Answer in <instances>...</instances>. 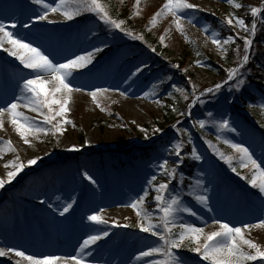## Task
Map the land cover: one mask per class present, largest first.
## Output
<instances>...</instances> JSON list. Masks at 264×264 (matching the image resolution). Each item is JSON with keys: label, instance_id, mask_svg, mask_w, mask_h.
<instances>
[{"label": "rangeland", "instance_id": "1", "mask_svg": "<svg viewBox=\"0 0 264 264\" xmlns=\"http://www.w3.org/2000/svg\"><path fill=\"white\" fill-rule=\"evenodd\" d=\"M116 1L122 12L130 13L129 17L136 26L144 25V29L153 34L159 43L160 36L166 34L165 44L160 43L163 50L168 51L164 53V59L170 67L179 65L178 70L185 76V82L176 76L172 81L168 79L169 69L165 70L157 66L155 59L141 57L139 53L129 48L121 51L119 45L123 42H134L133 44L138 42L143 47L145 44L143 41L132 40L123 33L110 29L92 13L84 12L73 20H67L59 13L49 12V20L53 21L49 23L47 20L37 19L44 9L41 5L32 4L31 0H0V19L9 26L13 22L17 23L15 29L9 27V30L18 33L34 46L38 45L55 61L64 62L66 59L91 52L96 47L102 48L103 51L107 47H114L118 52L108 56L101 51L95 55L91 64L74 73L73 83L84 87L85 93L74 95L71 111L67 114V119L73 123L65 126L64 135L49 134L30 137L32 143L28 146L23 144L17 135L14 137L9 134L7 124L6 131H0V139L6 136L5 138L11 139L17 149L16 153H9L5 148V154L0 158V162L3 163L1 170H7L5 164L8 157H16L19 152L27 149L37 150L30 158L39 157L38 163L31 167L33 172L28 179L22 178L25 179L26 190L31 194L36 193L44 184L52 183L54 186H59L63 179L68 180L70 184L69 188L62 187L58 193L51 194L54 199L50 198V202L40 200L41 198L36 199L39 200V204L34 209L28 208L27 204L31 202L29 197L25 198L19 192L16 196L7 198L10 188L6 185L0 188L1 201L4 200L0 201V247L11 246L24 251L33 248L35 251L48 250L57 236L51 233L49 228L38 229L39 222H44L47 226L66 230V238L77 242L72 255L78 252L80 243L88 235L96 234L100 230L109 231V237L91 247V256L85 254L86 264H142L136 256L146 246L153 244L156 238L141 233L135 227L138 218L131 208L124 205L142 194V189L147 187V180L153 174H158L156 165L162 158L175 160L174 155L169 156L166 150H170L176 140L184 141L182 155L185 160L180 168V171L184 173V185L178 186L175 181L173 184L182 187L185 203L194 207L202 215L203 220L211 225L212 218L215 216L239 226L241 223H256L259 218H264V196L260 195L257 189L252 188L247 180L241 178L242 176L251 178L252 167L249 165L247 168H241L234 161L237 171L241 173L238 176L227 164L216 157L205 143L209 140L221 151L235 155L222 143V139H231L235 143H242L248 147L258 162L264 161V127L261 132L251 127L249 129L244 120V118L250 119L264 125V107H261L264 105V24L261 23L260 18H257V33L252 45L255 46L256 53L258 47H261L259 48L260 64L258 66L255 63L259 70L246 68L250 63L245 66L242 70L245 85L241 90L236 91L234 83L230 82L219 93L201 97L205 103L196 104L191 108V116L187 114L181 116L180 112L187 113L191 99L183 100L179 93L173 92L170 87L175 83L191 93V84H195L196 95H199L203 89L214 87L216 83L225 80L226 75L218 74V70L208 62H215L221 68L224 65L225 69L234 67L227 66L228 54L234 44L227 46L226 58L221 56L219 49L211 43L209 34L205 33L203 28L207 26L220 32V38L223 39L233 34V31L224 23L226 14L234 11L250 24L252 18L247 10L248 6L259 5L261 0H236L237 3L245 6L239 10L228 5L225 0H191L204 11L194 13L195 27L185 22V32L188 39L191 37L197 43L203 57L189 56L186 59L180 58L179 62L177 56L183 52L186 39L171 25V17L162 18L156 28L148 30L151 16L161 7L164 0H142L139 16L133 15L136 11L135 0ZM45 2L54 4L56 0H45ZM24 23L31 27L24 28ZM169 28L172 29L171 32L165 33V30ZM224 31L229 34L224 35ZM243 35L244 33L241 32V36ZM257 39L261 41L259 45L256 44ZM237 41L236 43L239 44ZM129 60L131 63L128 64ZM197 60L203 66L197 65ZM137 67L143 68L144 71L138 76H132L131 73ZM30 74V70L23 68L18 60L0 49V103L9 100L14 93L18 95V82L22 83L21 78L28 77ZM259 80L262 82L259 83ZM161 81H163L162 84ZM165 81L169 85L166 89ZM255 81L258 83H254ZM153 85L156 86L155 91L158 95L144 98V93L151 92ZM96 87L109 89L107 94L99 97L104 111L96 107L86 94L87 91ZM120 92H124L125 95L121 96ZM168 92H173V95L168 96ZM210 96L212 97L208 98ZM157 99L161 103H155L154 100ZM232 101L244 108L241 110V114H244L243 118L240 117V113L233 115L229 107H226V104ZM254 106L257 108L254 109ZM172 107H175L177 111L173 112ZM209 111L214 114L215 120L229 119L237 131L218 133L212 124V118L207 117ZM25 114L30 117L36 116L35 113L27 110ZM198 119L207 120L208 127L205 129L193 127L195 120ZM177 121L180 123L177 124ZM173 125H176V128L188 129L193 143H188V132L180 135ZM155 128L161 131L154 133ZM218 136L221 137L220 140L217 139ZM73 145L80 150L71 151ZM193 145L204 157L203 161L190 159L189 153ZM149 153L151 157L147 156ZM201 172L204 173L202 177H200ZM25 173V171L19 173L17 180ZM84 173H88L96 184H91ZM198 177L203 179L208 189L207 194L210 196L211 206L214 209L212 213L201 208L196 204L194 196L189 195V192L200 191L196 187ZM160 179L163 178L160 177ZM21 184L22 182L19 181L16 185ZM189 185L192 187L189 188ZM230 193L234 196L235 206L229 204L227 195ZM151 198L150 195L146 207L154 209L155 205ZM72 200L76 201L72 209L64 216H60L59 212L63 206ZM49 204L52 205L51 208ZM17 205L20 206V211L11 210V207L16 208ZM124 210L129 213L124 215ZM96 212H101L109 223L95 225L88 221L87 216ZM184 219L197 226H205L201 220L187 214H184ZM113 221L120 227L115 226ZM250 236L258 243L264 244V229H253ZM30 254L34 253L30 250ZM40 255L55 254L44 252ZM180 255L185 264H207L196 253L187 249L180 250ZM255 264H259V261Z\"/></svg>", "mask_w": 264, "mask_h": 264}, {"label": "snow or ice", "instance_id": "2", "mask_svg": "<svg viewBox=\"0 0 264 264\" xmlns=\"http://www.w3.org/2000/svg\"><path fill=\"white\" fill-rule=\"evenodd\" d=\"M225 2L236 10L245 7L244 4L237 3L236 0H225ZM31 3L41 5L44 9L37 17L39 21L47 20L52 23L53 21L49 20V12L59 13L67 20H73L76 16L88 12L94 14L99 21L110 29L121 32L132 40L144 41L145 39L143 34L137 35L127 29L124 19L113 18L110 7L105 0H56L54 4L46 3L45 0H31ZM141 3L142 0H135L134 8L136 11L133 15H140ZM247 10L252 18L250 24L246 22L245 18L236 15L234 11L226 14L224 23L233 31V34L223 39L220 38V32L207 26L203 28V31L209 34L211 43L219 49L221 56L226 58L227 46L236 44L237 40L243 41V54L241 55L240 46L237 45L234 49L237 57L236 66L226 68V79L216 83L214 87L203 89L199 92V95H196L197 88L195 84H191V93L185 88L178 87L175 83L171 84L170 87L173 92L179 93L183 100L189 101L191 99L187 113L180 112L179 115L184 116L187 114L191 116V108L196 104L203 105L205 103L201 97L219 93L230 82L234 83L236 91L241 90L242 86L245 85L242 70L245 69L250 60L252 45L257 33V18L259 17L261 23L264 24V0H261L259 5H249ZM199 11H204V9L191 2V0H164L161 7L151 16L148 30L156 28L162 18L171 17V25L174 26L177 32L185 36L186 42L191 43L185 32V22L195 27L196 17L194 13ZM9 27L15 29L17 23L13 22L9 26L3 19H0V49L18 60L23 68L30 70L31 74L28 77H22V83L18 82V95L14 93L9 100L0 103V131H6L5 125L7 124L22 140L23 144L28 146H31L32 143L30 137L47 136L49 134L62 136L66 131L65 126L73 123L67 119V114L71 111L74 95L85 93L84 87L73 83L74 73L91 64L95 55L103 49L96 47L91 52L59 62L50 58L38 45L34 46L18 33L9 30ZM23 27L30 28L31 25L24 23ZM171 30V28L166 29L165 33H169ZM241 32L244 33L243 36H241ZM159 40L161 44H165L166 34H162ZM151 51L155 52L156 49L151 48ZM196 63L203 66L199 60ZM173 67L179 68V65H173ZM143 71V68L137 67L131 75L138 76ZM168 79H171V77ZM160 83L162 84L163 81ZM155 88L156 86L153 85L151 92H145L144 98L157 96L158 93ZM108 92V88L96 87L91 91H87L86 94L96 107L104 111L105 109L101 106L99 97ZM173 92H168L167 95L172 96ZM120 95L123 96L125 93L120 92ZM154 102L161 103L158 99ZM261 107H264V105ZM25 110L35 113L36 116L26 115ZM171 110L173 112L177 111L175 107H172ZM207 117L212 118V124L218 133L225 131L235 133L237 131L229 119L215 120L211 111L207 112ZM179 123L177 121V124ZM196 126L199 129H205L208 127V121L205 119L195 120L193 127ZM173 127L176 128V125H173ZM141 130L143 131V129ZM176 130L180 135L188 132V129L183 128H176ZM160 131L159 128L153 129L154 133ZM217 139L220 140L221 137L218 136ZM188 143H193L190 132H188ZM205 143L212 149L214 155L227 164L238 176L241 173L237 171L234 161L241 168H247L250 165L253 169L251 178L247 176L241 178L247 180L252 188L257 189L259 194L264 196V166H262L264 161L258 162L248 147H245L242 143H235L231 139H222V143L231 149L235 155H229L221 151L209 140H206ZM0 145H3L0 147V158L5 154V148L9 153L17 152L11 139L7 141L0 140ZM70 150L78 152L80 149L73 145ZM166 151H168L169 156L174 155L175 160L170 161L169 158H162L156 165L159 170L158 174H153L147 180V187L142 189V194L137 195L135 199L124 205L135 212L138 218L135 227L141 233L156 238L153 244L146 246L144 250L139 252L136 259L141 261L142 264H185L180 255V250L187 249L196 253L207 264H255L257 261H259V264H264V244L258 243L250 236L253 229H264V218H259L256 223H241L237 226L230 221L214 216L211 225H209L194 207L185 203L183 189L178 187L184 185V173L180 171L185 160L182 155L184 141L176 140L171 149ZM189 156L194 161H203L204 159L194 145L190 149ZM39 159V157H36L23 161L16 155L14 160H10L5 164V167L10 170L6 172V177H0V188L16 179L26 167L36 165ZM203 175L204 173L201 172L200 177ZM84 176L91 184H96V181L88 173H84ZM160 177L163 179H160ZM174 181L178 186L173 184ZM191 187L189 185V188ZM196 187L200 191L189 192V195H193L196 204L208 213L214 212L203 179L199 177L196 179ZM150 195L155 205L154 209L146 207ZM75 202V200H72L70 203H66L59 215L64 216L68 213ZM41 203L44 202L41 201ZM48 206L52 207L51 204ZM101 212L88 215L87 220L95 225L108 224V220L104 219ZM184 214L201 220L205 226H197L195 223L185 221ZM113 224L120 227L115 221H113ZM123 226L129 227L130 225ZM109 235L110 233L107 230H100L96 234L88 235L80 243L78 252L75 255H36L9 246L0 247V257H10L15 264H86L85 254L91 256V247L102 239L109 237Z\"/></svg>", "mask_w": 264, "mask_h": 264}, {"label": "trees", "instance_id": "3", "mask_svg": "<svg viewBox=\"0 0 264 264\" xmlns=\"http://www.w3.org/2000/svg\"><path fill=\"white\" fill-rule=\"evenodd\" d=\"M105 2L109 5L110 12H111V15L113 16V18L124 19L126 21L125 27L127 29L133 31L137 35L143 34L144 37H145V39L143 41V43L145 44V45L143 44L144 47L141 45V43H138V42H137V44H133L134 42H130V43L123 42L120 45L121 49L123 48L125 50L126 48H129L130 50L132 49L135 53H139V54H141L144 57H148V59H152V60L155 59L156 60L155 63L158 64L159 67H161L162 69H165V70L169 69L170 72H169L168 76L171 77V81L174 80L173 78L175 76L176 77H180V79H182L184 82L186 81L185 76L181 74V71L178 70V68L170 67L169 64L166 63L163 55H164V53H168V51L163 50L162 45L159 43L158 39L155 36H153V34L148 32L147 30H145L144 29V25L136 26L134 24V22L131 20V18L129 17L130 13L128 11L122 12L120 7H119V4H118V2L116 0H105ZM223 34L224 35H228L229 33H226L224 31ZM260 34L262 35V32ZM230 35H232V34H230ZM189 40H191V43L186 42L184 44V47H183V50H182L183 52L180 53L177 56V61L180 58L186 59L189 56L203 57L202 50L199 48V46L194 41V39L190 37ZM237 42H239V44L238 43L234 44L231 47V50H230V52L228 54V59H227L228 60L227 61V65L228 66L236 65L235 61H236L237 57L235 55L234 49L236 48L237 45L240 46L241 55L243 54V42L242 41H237ZM260 42L261 41H259V39H257L256 44L259 45ZM151 48H155L156 51L155 52L151 51ZM259 48H261V47H258V51L256 53L255 52V46L253 47L252 51H254V52L251 53V57H252L251 58V62H250L249 65H247L248 67H246V68H252V70H254V71L257 70V69L259 70V68H257V66H256V64L258 66L260 64V54H259L260 51H259ZM106 51H107V53H110L112 50L106 49L105 52ZM197 53H199V55H197ZM200 59L204 60L203 58H200ZM208 63L211 64L213 67H215L218 70V74H220L222 76L226 75L225 70H223L215 62L211 61V62H208ZM189 90H190V88H189ZM211 97L212 96H210L208 98H211ZM232 105H233L232 106L233 107L232 113H236V112L240 111V109H242L240 107V105H238L235 102H232ZM169 112H171V111H169Z\"/></svg>", "mask_w": 264, "mask_h": 264}, {"label": "bare ground", "instance_id": "4", "mask_svg": "<svg viewBox=\"0 0 264 264\" xmlns=\"http://www.w3.org/2000/svg\"><path fill=\"white\" fill-rule=\"evenodd\" d=\"M9 134L16 137V133L14 132V130L10 126H9ZM5 137L6 136L2 137L0 140H3V141L9 140ZM2 146L3 145H0V147H2ZM36 152H37V150H35V149H30V150L27 149L26 151L19 152L18 155L20 156L21 160L27 161L30 157H33V154ZM14 159H15L14 156L8 157L7 163L10 160H14ZM2 164L3 163L0 162V177H6V172L10 169L7 168V170H5V171L1 170V167H3ZM31 167L32 166L26 167L23 170L26 172L23 177H21L18 180L16 177V179H14L11 183L6 184V186H8L10 188L9 189L10 192H9L7 198H9L10 196L12 198V197L16 196L17 194H19V192H20V194L23 195V197H25V198L29 197V199H31V202H28L27 205H28L29 209H34L37 207V204H39L38 203L39 200H36V199L41 198L40 200L49 201L50 198L54 199L53 196H51V194H55L56 192L58 193L62 187H66V188L70 187V184H68V182H67L68 180L63 179L62 182H60L59 186H57V185L54 186L52 183L44 184L36 193L31 194L28 190H26L25 179H22V178L28 179V177L33 172ZM19 181L22 182V184L20 186H17L16 184ZM1 199H2V197L0 196V201H1ZM2 201H4V200H2ZM151 201L153 202L152 198H151ZM22 203L25 204V202H22ZM153 204H154V202H153ZM11 210L18 212V211H20V206L17 205L16 208L11 207ZM128 213H129V211H126V210L123 211L124 215H126ZM46 228H49V231L51 233H54L57 236V239H55L54 242L51 243V247H48V250L43 249L42 251H35L33 248V249H30L32 253H34L36 255H40L44 252H52L55 255L64 256V255H72L75 252L74 248L76 247L77 242L69 241L66 238V233H65V232H67L66 230L58 229V228H55L52 226H47L44 222H39V225H38L39 230H43ZM30 250H27L26 252L30 253ZM0 264H15V262H14V260L10 259V257H0Z\"/></svg>", "mask_w": 264, "mask_h": 264}]
</instances>
